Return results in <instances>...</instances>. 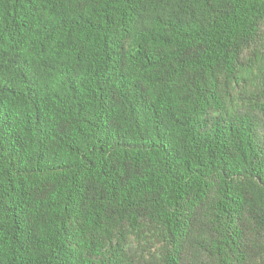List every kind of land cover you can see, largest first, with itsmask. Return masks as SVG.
Masks as SVG:
<instances>
[{
	"label": "trees",
	"instance_id": "1",
	"mask_svg": "<svg viewBox=\"0 0 264 264\" xmlns=\"http://www.w3.org/2000/svg\"><path fill=\"white\" fill-rule=\"evenodd\" d=\"M0 264H264V0H0Z\"/></svg>",
	"mask_w": 264,
	"mask_h": 264
}]
</instances>
